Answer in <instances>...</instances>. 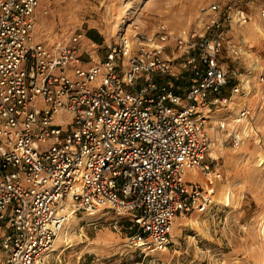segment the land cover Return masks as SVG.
I'll return each mask as SVG.
<instances>
[{
	"label": "built area",
	"instance_id": "obj_1",
	"mask_svg": "<svg viewBox=\"0 0 264 264\" xmlns=\"http://www.w3.org/2000/svg\"><path fill=\"white\" fill-rule=\"evenodd\" d=\"M243 3L254 0L201 8L207 20L173 39V60L161 26L157 45L135 53L118 35L104 62L83 68L82 32L51 49L34 37L40 0H0V264H42L81 212L128 215L131 244L164 252L180 216L213 207L215 188L199 177L222 176L207 160V125L232 98L223 61L240 55L229 31L251 20Z\"/></svg>",
	"mask_w": 264,
	"mask_h": 264
},
{
	"label": "rangeland",
	"instance_id": "obj_2",
	"mask_svg": "<svg viewBox=\"0 0 264 264\" xmlns=\"http://www.w3.org/2000/svg\"><path fill=\"white\" fill-rule=\"evenodd\" d=\"M49 1L40 8L44 27L36 28V34L51 49L87 32L97 19L112 45L121 33L135 53L139 45H157L160 27L165 26L172 36L164 55L173 60L180 55L173 39L199 31L207 20L210 12L200 9L214 3L223 6L229 0ZM263 2L243 3L251 20L229 31L230 40L240 50L239 56L225 55L223 61L230 80L224 95L232 98L211 112L207 125L213 144L207 160L222 176L216 180L199 177L204 184H214L213 207L180 216L174 229L176 243L164 252L131 244L136 227L128 215L81 212L68 219L42 264H264V83L259 82L264 67ZM125 11L129 13L123 16ZM134 33L145 34L151 42L140 43L131 38ZM180 61L174 64L182 71ZM184 77L182 72V87ZM236 85L243 88L237 96L231 93ZM243 109L247 117L239 115ZM234 134L240 136L238 145Z\"/></svg>",
	"mask_w": 264,
	"mask_h": 264
},
{
	"label": "crops",
	"instance_id": "obj_3",
	"mask_svg": "<svg viewBox=\"0 0 264 264\" xmlns=\"http://www.w3.org/2000/svg\"><path fill=\"white\" fill-rule=\"evenodd\" d=\"M49 0H40V7L36 10V28L41 29L44 27V20L42 17V12L40 8L42 5L47 4ZM48 5H51L50 1ZM101 21L95 20L94 24L88 26V31L83 33L80 45L78 48V54L81 58V66L83 68H89L95 64H100L106 60V55L109 51V46L112 45V42L108 39V34H105L104 29L100 26ZM82 27V26H81ZM80 27V29H82ZM36 28L34 31V37L36 41H41L42 38L36 34ZM43 42H48L51 44L52 40L46 41L43 39ZM49 45V44H47Z\"/></svg>",
	"mask_w": 264,
	"mask_h": 264
},
{
	"label": "bare ground",
	"instance_id": "obj_4",
	"mask_svg": "<svg viewBox=\"0 0 264 264\" xmlns=\"http://www.w3.org/2000/svg\"><path fill=\"white\" fill-rule=\"evenodd\" d=\"M129 12L128 11H125L124 13H123V16H125V15H127ZM261 18V17H260ZM118 35H123V34H121V33H119ZM136 35H137V33H134V34H132V36H131V38H136ZM125 37V36H124ZM126 39H128L127 37H125ZM129 40V39H128ZM130 42V45H131V41H129ZM155 46V45H154ZM241 112V111H240ZM240 116H242V113L241 114H239ZM245 132V131H244ZM247 134V133H246ZM245 134V135H246ZM262 161V160H261ZM200 179V178H199ZM212 182V181H211ZM210 185V184H209ZM214 185V184H213ZM212 185V186H213ZM88 216H90L89 214H87ZM95 215V214H94ZM174 229H175V227H174ZM175 232H177V231H175ZM174 235H175V233H174V230H173V235H172V242L171 243H176V239H175V237H174ZM54 243H57V242H54Z\"/></svg>",
	"mask_w": 264,
	"mask_h": 264
}]
</instances>
